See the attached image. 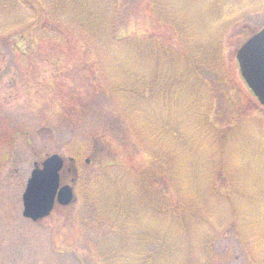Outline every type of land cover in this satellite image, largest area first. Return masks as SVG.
Returning <instances> with one entry per match:
<instances>
[{"label":"rangeland","instance_id":"rangeland-1","mask_svg":"<svg viewBox=\"0 0 264 264\" xmlns=\"http://www.w3.org/2000/svg\"><path fill=\"white\" fill-rule=\"evenodd\" d=\"M92 1L0 0V264H264V106L235 57L264 0H99L115 53L70 31ZM52 153L75 199L33 222Z\"/></svg>","mask_w":264,"mask_h":264},{"label":"water","instance_id":"water-1","mask_svg":"<svg viewBox=\"0 0 264 264\" xmlns=\"http://www.w3.org/2000/svg\"><path fill=\"white\" fill-rule=\"evenodd\" d=\"M235 57L241 77L264 106V25L238 48ZM62 164L63 159L57 154L48 156L40 168L34 164L22 195L24 216L36 220L48 215L56 193L60 203H69L71 187L57 190Z\"/></svg>","mask_w":264,"mask_h":264},{"label":"trees","instance_id":"trees-1","mask_svg":"<svg viewBox=\"0 0 264 264\" xmlns=\"http://www.w3.org/2000/svg\"><path fill=\"white\" fill-rule=\"evenodd\" d=\"M55 3H57V5L60 7V4H62L63 7H69L71 4H73V2L75 0H54ZM99 0H94L92 2L96 3V5L94 6V15L92 16H89V18H87V21L86 22H82V24L91 29L92 31H94V34H92V32H88L87 31V28H84L83 25L81 26L82 30L79 29V31L76 30V32L74 31V28H70L71 26L68 25V29L70 28V31L74 32V33H80L82 36H83V39H88L86 38L85 36H88L90 38H94V39H97L98 40V37H99V40H100V36H104V35H107L109 40V44L112 46L113 48V53H115L118 49V47H120L119 45V42H117L116 40L120 39V38H117L118 36L116 35V32H115V24H116V21H115V17L114 15H112L111 17V21H110V24L109 26L107 25L106 27V24L103 20V12L101 13L100 15V10H102L103 6H102V2H98ZM35 7V6H34ZM155 9L158 10V7H154ZM76 29V28H75ZM122 37V36H121ZM113 39H116V40H113ZM128 41V40H127ZM95 42V41H94ZM132 44H137L138 47H142V46H145V45H156L158 46V39L153 37V38H149V37H146V36H141V38H138L137 36H135L134 39H132L130 41ZM167 65V64H166ZM164 65V66H166ZM170 66V64L168 65ZM185 72V68L184 67H180L175 73H180V72ZM170 81H174V78L172 77V79ZM158 80L155 82V87L156 89L153 90L154 94L152 95V97H155L156 100H158ZM123 118V117H122ZM167 120V118L165 119ZM156 125H158V122L156 121L155 122ZM158 170V169H157ZM153 174H154V171H152ZM180 203V202H179ZM123 206V205H122ZM175 206H178L175 204ZM172 207V206H170ZM174 207V206H173ZM122 208H117L115 211V216L116 217L115 219H113L114 217L113 216H110L112 219L111 222H114L116 223L115 225L116 226H119L120 225V222L118 220V217H120V215H118V212L121 210ZM110 219V218H109ZM121 255H118V258L115 259V262L116 264H122L125 259L123 258L121 261ZM120 261V262H119ZM118 262V263H117Z\"/></svg>","mask_w":264,"mask_h":264},{"label":"flooded vegetation","instance_id":"flooded-vegetation-1","mask_svg":"<svg viewBox=\"0 0 264 264\" xmlns=\"http://www.w3.org/2000/svg\"><path fill=\"white\" fill-rule=\"evenodd\" d=\"M68 170V169H67ZM66 182H68V181H66ZM70 183V182H69ZM28 219V218H27Z\"/></svg>","mask_w":264,"mask_h":264}]
</instances>
